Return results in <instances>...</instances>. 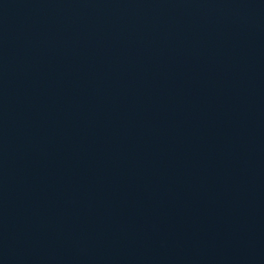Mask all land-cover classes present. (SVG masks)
<instances>
[{
  "label": "water",
  "instance_id": "95a60500",
  "mask_svg": "<svg viewBox=\"0 0 264 264\" xmlns=\"http://www.w3.org/2000/svg\"><path fill=\"white\" fill-rule=\"evenodd\" d=\"M0 264H264V0H0Z\"/></svg>",
  "mask_w": 264,
  "mask_h": 264
}]
</instances>
